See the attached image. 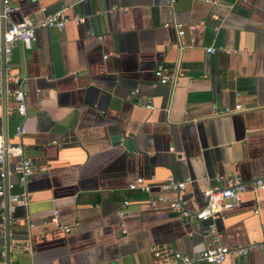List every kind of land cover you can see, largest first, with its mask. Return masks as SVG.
Masks as SVG:
<instances>
[{
	"label": "crops",
	"instance_id": "obj_1",
	"mask_svg": "<svg viewBox=\"0 0 264 264\" xmlns=\"http://www.w3.org/2000/svg\"><path fill=\"white\" fill-rule=\"evenodd\" d=\"M16 4L9 15L14 22L37 23L62 7L65 15L85 20L65 23L61 30L35 28L32 48L17 45L9 55L12 73L24 79L26 110L23 118H1L14 102L0 97V134L8 143L23 144L33 166L45 169L34 171L25 187L28 203L13 213L9 238L19 245H8L0 232V261L158 264L152 247L191 255L214 244L264 241V185L248 188L237 207L212 220V233L209 221L152 209L142 194L126 189L136 176L151 183L189 177L180 197L200 206V192L221 186L224 176L264 181V0ZM176 22L182 26L180 38ZM210 45L231 52L208 54L204 47ZM177 61L181 75L153 85L155 65L171 69ZM146 98L152 109L137 103ZM235 104L240 111L210 115L212 105L219 110ZM19 124L25 133L16 137ZM15 160L7 156L6 167L12 169ZM9 180L14 182L15 175ZM54 209L68 232L42 226ZM222 264H264V251L252 248Z\"/></svg>",
	"mask_w": 264,
	"mask_h": 264
},
{
	"label": "built area",
	"instance_id": "obj_2",
	"mask_svg": "<svg viewBox=\"0 0 264 264\" xmlns=\"http://www.w3.org/2000/svg\"><path fill=\"white\" fill-rule=\"evenodd\" d=\"M17 8L16 0H0V26H2L0 34V97L2 98L4 94V97L8 96L14 102L12 108H4L1 113V118L10 114H15L19 118H23L26 110L25 91L23 89L24 79L18 73H12L8 63L11 51L17 45L31 49L35 40V28L49 27L61 30L65 23L70 22L73 25H78L85 20L83 16L76 14L70 16L65 15V8L62 7L52 13L44 14L42 20L37 23H31L28 19L24 18L18 22H14L10 19L9 15L16 11ZM113 9L112 7L106 11L109 12ZM211 17L216 18L215 15H211ZM173 25L176 29L177 37L180 38L182 35L181 24L176 22ZM164 26H167V24H164ZM180 48L178 46L179 50ZM204 51L208 54L215 52L229 53L231 49L224 46L210 45L204 47ZM105 57L106 55L103 56V58ZM180 75L181 71L179 70L178 61L175 62L171 69L162 63H157L153 69V76L155 78L153 85L172 83L174 78ZM7 81L13 83L15 87H8L6 85ZM188 81H192L191 76L188 77ZM137 92L138 89L136 88L131 90L129 94L134 95ZM137 103L146 109H152L153 107L149 98ZM210 109L211 116L227 115L240 111L241 105L235 104L232 108L224 107L219 110H216L215 106L212 105ZM23 133H25V128L22 124L15 127L14 134L16 137H20ZM23 147L21 143L6 142L2 134H0V232L4 236L6 243L12 246H18L21 242L18 239L9 238V225L15 223L13 213L17 207H25L27 205L28 198L25 187L34 171H42L45 169L43 165L33 166L31 159L24 155ZM169 149L172 151V148ZM7 156L16 157L12 169H8L5 165ZM12 174L15 175L14 182L9 180V176ZM220 179V176H215L216 181H220ZM222 179L223 184L221 186L208 187L200 192L202 200L200 206L195 204L190 205L180 197L185 190L186 184L191 181L189 177L183 180L168 177L162 182L151 183L143 177L136 176L127 183L126 189L130 192L142 194L145 204L152 209L165 208L186 220L209 221V231L212 233V220L220 218L224 210L237 207L242 194L248 188L256 190L264 185L262 179L245 182L240 176L235 174L224 176ZM14 186L19 187L20 191L14 192ZM128 204V199L122 201L123 206ZM120 214H123V211ZM41 224L42 226L52 224L57 228H62L64 232L69 231V227L59 224L58 211L56 209L52 210L51 215L47 219L42 220ZM122 225L120 223L121 227ZM31 227L32 224L28 221L27 228L30 229ZM121 232L124 233L125 230L121 229ZM23 248L26 250L30 249L27 245ZM252 248L264 251V241L235 247L214 244L191 255L181 253L175 248L158 249L157 247H152L151 252L153 257L159 261L158 264H222L227 257H243ZM0 264L14 263H10L4 259L0 261Z\"/></svg>",
	"mask_w": 264,
	"mask_h": 264
},
{
	"label": "water",
	"instance_id": "obj_3",
	"mask_svg": "<svg viewBox=\"0 0 264 264\" xmlns=\"http://www.w3.org/2000/svg\"><path fill=\"white\" fill-rule=\"evenodd\" d=\"M1 30H2V26H0V34H1ZM5 97H4V94L2 95V100L4 99ZM6 227H7V225H6Z\"/></svg>",
	"mask_w": 264,
	"mask_h": 264
}]
</instances>
